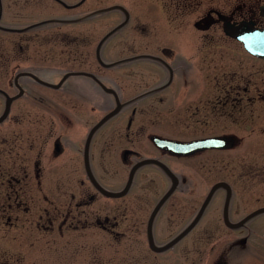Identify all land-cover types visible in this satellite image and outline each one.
Instances as JSON below:
<instances>
[{
	"label": "flooded vegetation",
	"instance_id": "obj_1",
	"mask_svg": "<svg viewBox=\"0 0 264 264\" xmlns=\"http://www.w3.org/2000/svg\"><path fill=\"white\" fill-rule=\"evenodd\" d=\"M123 3L0 0V32L7 35L0 39V264H106L95 250L110 247L112 239L126 238L127 244L133 242L130 237L143 235L150 250V217L173 185L158 163L176 178V187L152 220L151 234L161 210L168 224L172 220V196L182 188L210 191L225 183L231 200L234 186L264 187V56L250 51L255 36L264 33V0H151L154 36L134 39L153 45L154 53H137L119 66L149 61L153 85L131 94L102 88L115 108L119 102L118 113L130 110L124 129L105 128L110 118L101 123L115 108L94 122L93 111L84 110L85 99L79 105L65 99L49 102L30 88L29 83L44 86L37 79L46 81L15 65L26 63V53H15L14 35L25 43L31 30L64 29L63 40L81 42L89 50L94 39L89 19L107 15L110 26L95 50L97 63L105 67L98 61L100 49L130 22ZM135 24V31L142 27ZM155 138L181 144L222 139L226 148L185 156L159 148ZM115 158L127 168L121 186L109 180L113 172L107 163ZM148 160L157 163L138 166ZM146 168L161 172L169 183L153 205L142 198L157 183ZM217 192L223 195L221 203L213 201ZM118 193L122 196H109ZM226 197L225 189L215 191L190 232L231 237L210 248L213 264H264V235L249 227L251 219L240 224L250 214L236 217L230 200L226 208ZM208 211L218 215L212 220L218 228L198 227ZM85 242L90 249L81 251L86 255L79 261Z\"/></svg>",
	"mask_w": 264,
	"mask_h": 264
},
{
	"label": "rangeland",
	"instance_id": "obj_2",
	"mask_svg": "<svg viewBox=\"0 0 264 264\" xmlns=\"http://www.w3.org/2000/svg\"><path fill=\"white\" fill-rule=\"evenodd\" d=\"M123 5L129 14L130 22L125 30L106 42L100 49L99 57L105 67H101L97 63L95 50L99 37L110 26L105 25V21L108 19L107 15L100 17L96 15L89 19L87 24L92 29L91 37H94L92 45L88 46L89 50L81 42L63 40L60 34L64 32V29L31 30L30 40L26 39L25 43H22L23 36L14 35L15 53H26V63L15 61V65H20L21 68L26 66L33 73L32 75L43 78L49 84H57L69 73L84 74L68 77L59 89L47 88L35 83H29L30 88H34L33 90L49 102L65 99L79 105L80 99H85L84 110L85 112L93 111L91 117L96 122L115 108L112 97L104 92L102 87L117 91L123 88L124 93L131 94L139 88L153 85L152 75L150 72L147 74V70L153 68L149 61H137L122 66H119V63L137 53H154L153 45L146 46L142 41L134 39L154 36L152 30L154 7L151 0H124ZM136 22L142 24V27H139L137 31L134 30ZM84 32L86 33V30ZM6 37V34L0 32V39L4 38L5 40ZM117 43H121V45L114 50L113 47ZM20 45L23 47L22 50L19 49ZM76 48L79 49L78 52H76ZM23 80H27V78H23ZM126 98L124 96L122 100L124 101ZM130 114L129 109H121L118 114L106 122L104 127L124 129ZM135 116L139 117L140 115L136 114ZM107 164L111 173L113 172L109 178L110 182H116L118 186H121L127 177V168L120 164L117 158L111 159ZM146 172H153L157 183L156 186L150 185L146 194H142V198L153 205L158 198L165 194L169 183L161 172L158 173L153 168H146ZM135 190L136 184L128 196H131ZM208 191V187L206 189L182 188L172 196L171 203L174 204L172 220L168 224L167 214L163 209L153 224L152 238L157 247L167 245L184 231V227L191 221ZM231 195L229 205L238 212L236 217L251 214L264 207V187L237 185L233 187ZM219 198H223L221 192L214 195L213 201L221 203L222 200H218ZM217 216L211 211L206 212L198 227L218 228V223L212 221L215 218L217 220ZM249 227L255 232L261 230L264 235V215L253 217L249 222ZM197 233H199L198 229L188 233L177 244L162 253L154 254L148 249L145 235L130 237L129 241L133 242L127 244H125L126 238L118 240L111 238L110 247H101L94 252L100 255L106 264H213L211 259L214 252L209 251L210 248H218L231 237L201 236ZM93 241L97 242L98 239L93 238ZM90 244L80 243V246L83 247L79 248V261L86 255L85 253L81 254V251L89 250ZM262 246L264 249V240ZM102 253L105 255H101Z\"/></svg>",
	"mask_w": 264,
	"mask_h": 264
},
{
	"label": "water",
	"instance_id": "obj_3",
	"mask_svg": "<svg viewBox=\"0 0 264 264\" xmlns=\"http://www.w3.org/2000/svg\"><path fill=\"white\" fill-rule=\"evenodd\" d=\"M256 37V42L255 44H252L251 46L253 47L252 50H250L254 55H260V56H264V33L258 34L255 36ZM98 61L101 63L99 57H98ZM75 75H84V74H77V73H70L67 74L66 76H64V78L61 80V82L58 85H52L49 83H46L44 81L38 80L40 84L52 88V89H57L62 82H64L68 77L70 76H75ZM103 88V87H102ZM106 92L109 93H114L112 90H107L105 88H103ZM117 106L116 108L110 113L108 114L102 121L101 123H103L104 121H106L107 119L113 117L114 115H116L120 109V104L117 101ZM154 142L157 144V146L159 148H165L169 151H172L178 155H190L192 153H194L195 151H199V150H204V149H225L226 148V140H222V139H206V140H202V141H197V142H192V143H188V144H181V143H175V142H169L166 140H161V139H154ZM155 161H144L142 163H140L138 166L141 165H147L150 163H153ZM157 163V162H155ZM167 173V175L170 177V179L172 180V187L171 189L167 192V194L162 198V200L159 202V204L157 205V207L154 209L150 220H149V224H148V243H149V248L152 252L154 253H162L166 250H168L169 248H171L172 246H174L175 244H177L180 240H182L188 233H190V231L195 227V225L198 223L199 219L201 218L206 206L208 205V203L210 202L213 194L215 193V191H217L220 188H223L227 191V197H226V208L227 205L229 203L230 200V191H229V187L225 184V183H218L216 185H214L211 190L209 191L208 195L206 196L204 202L202 203L201 208L199 209V212L197 214V216L195 217V219L193 220V222L189 225V227L184 230L179 236H177L175 239H173L170 243H168L167 245L163 246V247H157L154 242H153V238H152V234H151V223L152 220L154 219L158 209L160 208V206L162 205V203L173 193L175 187H176V178L172 175V173L162 164L158 163ZM135 170V169H134ZM134 170L131 172V175L133 174ZM109 196L117 198L122 196V194L118 193V194H110ZM260 214H264V208H261L255 212H253L252 214H250L244 221H242L240 224H242L243 222L252 219L253 217L260 215ZM225 221L226 223H228L227 221V217L225 216ZM238 224V225H240ZM236 225V226H238ZM231 227H235V226H231Z\"/></svg>",
	"mask_w": 264,
	"mask_h": 264
}]
</instances>
